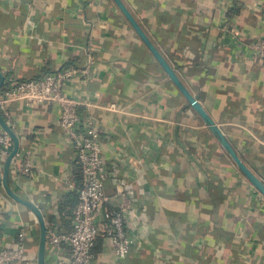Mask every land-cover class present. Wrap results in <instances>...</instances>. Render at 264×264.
Listing matches in <instances>:
<instances>
[{"label":"crops","instance_id":"0c3cea01","mask_svg":"<svg viewBox=\"0 0 264 264\" xmlns=\"http://www.w3.org/2000/svg\"><path fill=\"white\" fill-rule=\"evenodd\" d=\"M247 166L264 181V0H123ZM89 70L68 83L106 144L104 155L146 209L147 238L128 222L138 244L116 258L99 237L94 264H264V196L188 105L112 0H0V71L6 81L65 68ZM117 104L118 110L109 109ZM20 148L11 168L16 193L38 205L59 231L72 226L82 184L74 149L54 104L12 103ZM32 153L34 176L19 177ZM3 188V187H2ZM117 211L114 185L107 181ZM26 228V256L37 264L34 214L0 197V248ZM47 250V264L68 258Z\"/></svg>","mask_w":264,"mask_h":264},{"label":"built area","instance_id":"2783aa9c","mask_svg":"<svg viewBox=\"0 0 264 264\" xmlns=\"http://www.w3.org/2000/svg\"><path fill=\"white\" fill-rule=\"evenodd\" d=\"M254 49L264 60V38L256 40ZM88 73V69L65 68L39 78L5 81L0 91V111L12 128L15 125L9 111L12 103L59 106V127L71 143L76 163L81 169L82 184L77 190L78 203L72 211L71 230L63 232L50 225L47 228V250L57 252L65 245L69 251L67 259L59 258L55 264H94V248L99 237L106 239L116 258H127L138 244L129 230V221L147 238L153 239L156 236L153 227L147 224L146 209L141 216L136 214L135 194L130 190L129 182L108 163L104 155L107 142H104L101 132L91 120H83L79 113V100L66 93L69 82L88 76ZM109 109L119 108L117 104H111ZM12 149L10 136L0 126V197L3 192L4 163ZM17 171L22 179L34 176L31 152L28 151L21 158ZM107 181L114 185L115 196L118 198L117 211L110 207L109 196L105 191ZM26 242V228L21 226L15 246L0 248V264H33L26 256Z\"/></svg>","mask_w":264,"mask_h":264},{"label":"water","instance_id":"95a60500","mask_svg":"<svg viewBox=\"0 0 264 264\" xmlns=\"http://www.w3.org/2000/svg\"><path fill=\"white\" fill-rule=\"evenodd\" d=\"M116 6L120 9L122 14L125 16L130 25L134 28L135 32L142 39L144 44L150 50L152 55L155 57L157 62L160 64L170 81L176 87V89L183 95L187 103L191 108L200 116L204 121L205 125L209 130L216 136L220 141L223 148L228 152L234 163L237 165L242 174L251 182V184L257 189L260 194L264 196V181L255 174L243 161L238 152L234 149L232 144L224 135L222 129L218 124L213 120L209 113L205 110L200 101L192 94L189 88L182 81L176 70L173 66L166 60L162 53L158 50L152 40L149 38L147 33L141 27L135 16L125 5L123 0H112ZM6 81L5 75L0 71V91ZM0 126L4 131L10 136L13 142V149L9 156L6 158L4 163V170L2 176V187L6 195L13 200L14 202L26 207L30 210L38 223L39 227V240H38V252H37V264H47V221L41 210V208L36 205L31 200L21 196L16 193L11 185V168L15 157L17 156L20 148V139L14 129L8 124L4 116L0 111Z\"/></svg>","mask_w":264,"mask_h":264},{"label":"trees","instance_id":"16d2710c","mask_svg":"<svg viewBox=\"0 0 264 264\" xmlns=\"http://www.w3.org/2000/svg\"><path fill=\"white\" fill-rule=\"evenodd\" d=\"M77 203H78V194L76 195L75 199L72 202L73 208L76 206Z\"/></svg>","mask_w":264,"mask_h":264}]
</instances>
